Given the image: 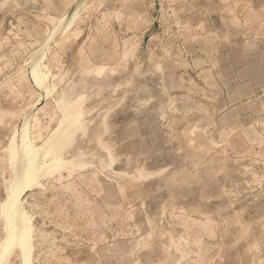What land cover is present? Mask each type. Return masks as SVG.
Here are the masks:
<instances>
[{
    "label": "rangeland",
    "instance_id": "1",
    "mask_svg": "<svg viewBox=\"0 0 264 264\" xmlns=\"http://www.w3.org/2000/svg\"><path fill=\"white\" fill-rule=\"evenodd\" d=\"M64 1L0 0V248L26 122L47 170L0 264H264V146L219 127L190 38L160 0Z\"/></svg>",
    "mask_w": 264,
    "mask_h": 264
},
{
    "label": "crops",
    "instance_id": "2",
    "mask_svg": "<svg viewBox=\"0 0 264 264\" xmlns=\"http://www.w3.org/2000/svg\"><path fill=\"white\" fill-rule=\"evenodd\" d=\"M160 2V31L190 38L192 67L221 92L219 127L264 146V0Z\"/></svg>",
    "mask_w": 264,
    "mask_h": 264
},
{
    "label": "bare ground",
    "instance_id": "3",
    "mask_svg": "<svg viewBox=\"0 0 264 264\" xmlns=\"http://www.w3.org/2000/svg\"><path fill=\"white\" fill-rule=\"evenodd\" d=\"M74 16H75V13L73 12L72 17H71V21L74 18ZM37 77H38L37 71L33 70L31 73V78L33 79V81H37V79H38ZM27 125L28 124L26 122L24 127H23V130H22V134H21V138H20V146L23 149L24 160L27 162L29 167L23 171V176H24L23 183H20V179L18 178V176L20 175V172H19V168L17 169L16 181H14V183L12 185V191H13L12 198H10L9 203H8L9 207L7 209V215H6V219H7L6 237H5L4 242L0 248V258L1 257L3 258L8 253V251L10 250L11 245L14 241V238H15V236H14L15 234H14V231L12 229L13 223H14L13 219H14L15 214H18V215L20 214V210L17 209V203H18V200H19V197L21 194L22 187L25 186L26 188H31V187L35 186V184H36L35 180L37 178L45 176L46 175L45 172L47 171V170H45L44 173L38 174V175L32 174L33 173L32 169L34 168V166H33L34 162L32 160V147L30 144L28 145ZM14 148H16V146L12 145L11 149L13 150ZM12 152H14V151H12ZM39 161H40V159L37 160V163H39ZM23 220H25V217L21 216V219L18 221L19 231H18L17 237H18V241H19L18 243L24 244L23 248H24L26 254L28 255L29 251H28V244H27V240H26L28 231L26 230V226H25V223ZM90 254H91V256H93L92 253H90Z\"/></svg>",
    "mask_w": 264,
    "mask_h": 264
}]
</instances>
